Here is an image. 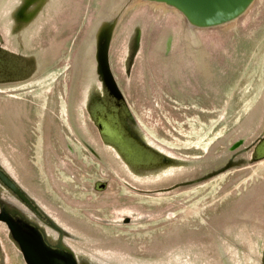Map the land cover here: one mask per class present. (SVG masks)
<instances>
[{
  "label": "rangeland",
  "instance_id": "1",
  "mask_svg": "<svg viewBox=\"0 0 264 264\" xmlns=\"http://www.w3.org/2000/svg\"><path fill=\"white\" fill-rule=\"evenodd\" d=\"M106 25L124 154L90 109ZM261 137L264 0L206 29L158 0H0V167L36 210L1 183L0 208L79 264H264Z\"/></svg>",
  "mask_w": 264,
  "mask_h": 264
},
{
  "label": "water",
  "instance_id": "2",
  "mask_svg": "<svg viewBox=\"0 0 264 264\" xmlns=\"http://www.w3.org/2000/svg\"><path fill=\"white\" fill-rule=\"evenodd\" d=\"M172 8H181L194 28L206 29L222 24H229L243 16L256 0H158ZM114 25L99 29L97 36L98 74L102 79L108 96V103L94 100L90 109L102 135L124 154L125 144L137 141L122 125L119 108H125L124 96L114 78L110 64V45ZM259 158L264 157V137L260 138ZM127 156V155H126ZM0 183L15 194L20 200L36 210L30 198L15 181L0 167ZM0 224L8 232L14 253L11 254L0 242V262L2 264H79L75 254L64 247L53 246L48 241L42 226L26 218L18 208L1 205Z\"/></svg>",
  "mask_w": 264,
  "mask_h": 264
},
{
  "label": "crops",
  "instance_id": "3",
  "mask_svg": "<svg viewBox=\"0 0 264 264\" xmlns=\"http://www.w3.org/2000/svg\"><path fill=\"white\" fill-rule=\"evenodd\" d=\"M0 264H2V263L0 262Z\"/></svg>",
  "mask_w": 264,
  "mask_h": 264
}]
</instances>
